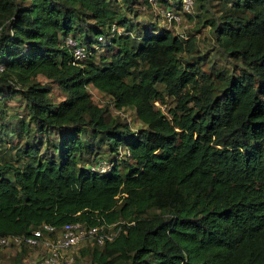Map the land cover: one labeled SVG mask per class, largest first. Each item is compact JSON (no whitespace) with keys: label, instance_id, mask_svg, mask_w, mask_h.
I'll return each instance as SVG.
<instances>
[{"label":"trees","instance_id":"trees-1","mask_svg":"<svg viewBox=\"0 0 264 264\" xmlns=\"http://www.w3.org/2000/svg\"><path fill=\"white\" fill-rule=\"evenodd\" d=\"M113 1L0 0V138L25 135L22 152L35 156V134H52L58 150L48 154L44 145L45 157L23 166L0 162V236L29 235L41 223L117 222L115 237L84 243L75 257L264 264V0H228L222 12L212 9L215 0H195L230 61L217 81L197 79L198 57L182 60L192 39L135 27L123 13L135 0H120L123 11ZM68 36L87 52L75 63L62 42ZM51 84L64 94L56 103ZM87 85L116 110L132 107L141 127L133 132L111 119ZM15 95L26 117L11 126L4 101ZM164 95L175 99L169 116L154 104ZM96 134L111 152L128 150L104 173L86 157Z\"/></svg>","mask_w":264,"mask_h":264},{"label":"rangeland","instance_id":"rangeland-1","mask_svg":"<svg viewBox=\"0 0 264 264\" xmlns=\"http://www.w3.org/2000/svg\"><path fill=\"white\" fill-rule=\"evenodd\" d=\"M112 5L117 10L120 11L121 9V11H123L120 0H114ZM196 6L195 0H193L190 11L188 13H182L179 22L169 24H166L158 12L152 9L147 1L145 2L143 0H135L131 7L133 9H128L127 11L124 10L123 13L131 20L135 27L139 28L142 25H146L151 31H157L159 29L166 28L173 34H181V38L183 40L189 38L192 39L193 43L190 45V53L187 51L180 53L182 60L188 59V61L191 62L194 57H198L199 60L197 61V68L199 69L201 76L197 75V79L201 81L203 78H209L217 81V71H227L230 67V61L228 58V60H225L221 54L217 45L218 41H215V34L212 32L213 29L211 24H205L203 22L205 18V11L201 8L198 10V13H196ZM225 6H229L228 0H215V3L213 1L211 7L214 11L222 12ZM124 28H126V26H124ZM132 30L133 29L131 28L130 31L132 32ZM105 50L106 47L102 46L98 52L103 53ZM236 66L237 65H235V67ZM37 80L41 83H49L47 79L40 75H38ZM86 90L90 96V99L94 103L106 108V112L109 114L111 119L119 121L120 123H124L133 132L141 127V122L136 118L134 109L132 107H124L120 110H116L112 108L111 101L107 95L88 85ZM63 97V92L51 84L48 92L49 100L52 103H56ZM174 103L175 99L170 95H164L161 103H159L157 100H154L156 108H158L160 112L166 116H169L168 109L172 108ZM4 107L6 110H4L5 118L3 120L9 121L11 126L14 124L15 119L26 117L24 100L19 95L8 98L6 102L4 101ZM30 130L32 129H29L28 133H30ZM9 136L10 135H8L7 132H3L2 137L0 138V162L4 161L6 163L23 166L26 161H35L38 158L42 159L45 157V151L43 149L44 145L49 147V151H46V153L49 154V152L52 151L55 156L58 153V150H55L54 148L52 149V144H54L56 141V137H54L52 134H35V137L38 140V148L35 156H32L31 154H24L22 152L21 146L27 139L25 135L15 134V136L12 135V138L6 139V137ZM89 143L93 145L94 150L93 153H91V151H87L86 157H88V159H93V161L91 160L93 164L96 163L94 166L99 165V167H104L108 164V161L110 163L112 156H115V153L108 149L100 134L93 136L89 140ZM89 164L91 163L89 162ZM89 244L92 245V243ZM21 247L24 248V252L21 251ZM76 251L77 249H72L69 255L70 260L67 258V261H65L63 264H89L86 256L81 257V259H77L75 257ZM20 253L22 254L19 255ZM42 253L43 249L41 246H22L21 244L2 246L0 247V264H41Z\"/></svg>","mask_w":264,"mask_h":264},{"label":"built area","instance_id":"built-area-1","mask_svg":"<svg viewBox=\"0 0 264 264\" xmlns=\"http://www.w3.org/2000/svg\"><path fill=\"white\" fill-rule=\"evenodd\" d=\"M147 1L151 8L158 12L166 24L179 22L181 14L188 13L192 4V0H180L179 7L177 8L159 4L157 0ZM178 35L181 36V34ZM97 38L100 39V36H97ZM62 42L70 50L72 63L86 56V49L77 37L68 36L63 38ZM120 156H128V150L122 146H118V150L113 158L115 160ZM112 161L110 160V163L108 161V164L104 167H99V165L94 166L96 164L94 163L90 166V169L104 173L108 170ZM116 223L101 222L90 225L74 221L64 222L58 227L41 223L32 229L29 235L0 236V247L10 244L19 245L22 243L29 246H41L43 249L41 264H63L67 261V258L70 260L69 255L72 249L76 250L79 246L87 242L102 244L104 241L111 240L115 237L120 231V226L115 227Z\"/></svg>","mask_w":264,"mask_h":264}]
</instances>
